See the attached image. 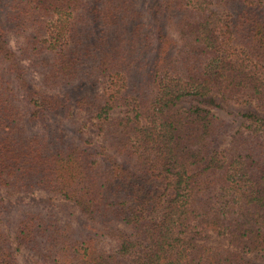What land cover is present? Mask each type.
<instances>
[{
	"label": "trees",
	"instance_id": "trees-1",
	"mask_svg": "<svg viewBox=\"0 0 264 264\" xmlns=\"http://www.w3.org/2000/svg\"><path fill=\"white\" fill-rule=\"evenodd\" d=\"M241 98L264 112V0H0V264L23 247L43 264H257L264 116L213 113ZM74 108L92 134L67 142L52 119ZM35 189L81 227L30 211L13 236L2 190Z\"/></svg>",
	"mask_w": 264,
	"mask_h": 264
},
{
	"label": "rangeland",
	"instance_id": "rangeland-1",
	"mask_svg": "<svg viewBox=\"0 0 264 264\" xmlns=\"http://www.w3.org/2000/svg\"><path fill=\"white\" fill-rule=\"evenodd\" d=\"M155 0H140V7L142 9H147ZM155 24L153 23V28ZM170 38L173 39L174 45L177 48L180 44L179 35L176 31L170 30ZM9 43L11 47L18 51L20 46V38L17 34L11 32L9 34ZM32 82L36 87L45 90L48 93H56V91H51L49 89H44L41 85L40 74L36 71L32 74ZM59 93H63L60 91ZM190 106L188 102H180L179 107L181 109H186ZM253 111L258 115L264 116V112L260 111L256 107L255 103L247 102L244 98L240 100H224L223 108L213 109V113L219 117L225 118L232 122L237 128L241 125L242 121H246L245 117L241 114L245 112ZM121 110H115L114 114H121ZM90 114L87 111L79 110L74 108L73 115L71 119L63 118L62 116H57L53 118V123L59 132L64 134L65 141L79 140L80 135L86 137L92 134L91 128L87 127V123L90 124ZM84 127V132L81 133L78 129ZM32 132H42L43 124L35 123L30 126ZM229 140V138H228ZM228 140L226 142H228ZM2 196L5 198L10 215V222L8 223V228L11 234L14 236L18 220L27 212L30 211H40L46 215H53L58 217L61 221H70L72 224L76 225L78 228L81 227V220L83 216L77 208H75L71 203L67 202L62 197L52 194L43 189H35L28 192H18L10 193L8 191L2 190ZM215 235H212V239ZM250 257L255 258L257 264H264V250L258 253H250ZM18 258L21 264H43L41 263L39 257L29 250L28 248H20L18 250Z\"/></svg>",
	"mask_w": 264,
	"mask_h": 264
}]
</instances>
